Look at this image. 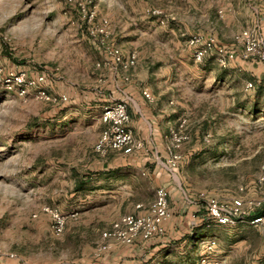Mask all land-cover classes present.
Segmentation results:
<instances>
[{
	"label": "rangeland",
	"instance_id": "obj_1",
	"mask_svg": "<svg viewBox=\"0 0 264 264\" xmlns=\"http://www.w3.org/2000/svg\"><path fill=\"white\" fill-rule=\"evenodd\" d=\"M89 8L96 11V23L109 22L106 43L156 51L177 68L179 103L169 109L175 108L178 127L185 121L190 138L174 145L170 137L173 153L166 163L179 170L190 198L203 207L210 198L264 201V76L254 78L235 61L254 59L241 56L237 37L247 29L264 36V0H0L4 71L36 74L48 69L45 64L69 62L60 81L56 71H48L50 92L66 100L46 101L33 92L23 96L0 81V257L21 254L60 264L77 253L80 210L74 197L64 194L73 187L58 179L64 161L74 160L73 146L83 137L96 143L100 136L102 108L92 97V70L110 67L102 37L89 32ZM196 33L216 38L238 55L225 65L215 52L196 59L188 43ZM97 49L103 55L98 61L91 55ZM74 62L77 68L70 65ZM151 189L145 194L147 209L156 197ZM45 206L68 216L61 235L52 231ZM211 234L214 242L204 252L211 258L203 264H264V227L241 222ZM204 250L198 247L192 255L198 259Z\"/></svg>",
	"mask_w": 264,
	"mask_h": 264
},
{
	"label": "crops",
	"instance_id": "obj_2",
	"mask_svg": "<svg viewBox=\"0 0 264 264\" xmlns=\"http://www.w3.org/2000/svg\"><path fill=\"white\" fill-rule=\"evenodd\" d=\"M91 43L97 47L95 42ZM123 45L117 44L127 57L134 48H123ZM137 53V64L127 70L119 67L116 72L108 66L94 65L92 97L99 101L101 115L105 106L124 99L131 115L130 126L142 147L131 153L111 149L101 154L94 147L95 139L85 137L73 146L74 160L64 161L66 170L58 180L73 187L64 194L73 196L76 209L80 210L77 220L80 235L75 240L78 250L74 258L60 264H203L211 258L204 252L214 242L212 230L226 226L206 217L203 205L190 198V192L183 187L179 170L173 171L166 163L173 153L169 139L179 123L175 108L169 109L178 107L179 103L174 96L176 84L181 79L176 75L177 68L156 51ZM92 54L96 61L103 58L98 49ZM235 61L254 78L264 76V64L260 60ZM68 63L61 59L58 64L45 66L47 71H56L54 74L60 81L61 73L68 72ZM70 65L73 68L79 66L77 62ZM125 76L129 78L125 79ZM146 91L149 97L145 95ZM101 115L98 124L102 131ZM148 186L152 188L153 197L159 187L164 186L169 191L170 216L163 224V232L150 239L139 237L130 244L104 238L102 232L122 215L147 211L150 200L145 194ZM198 247L205 250L197 259L192 254ZM0 262L49 264L26 260L21 254L11 259L3 255Z\"/></svg>",
	"mask_w": 264,
	"mask_h": 264
},
{
	"label": "built area",
	"instance_id": "obj_3",
	"mask_svg": "<svg viewBox=\"0 0 264 264\" xmlns=\"http://www.w3.org/2000/svg\"><path fill=\"white\" fill-rule=\"evenodd\" d=\"M89 23V32L93 36H101V43L106 46V60L104 63L110 66L113 71L118 72L119 67L130 69L137 62V52L133 51L126 57L121 48L106 43L103 38L111 35L109 22L103 19L95 22L96 11L90 9L85 12ZM237 39L243 44L241 56L246 58H258L264 61V36L254 33L252 30H244ZM188 43L194 47L195 58L200 60L211 53H216L217 61L225 65L236 58L237 51L226 48L219 44L214 37H205L200 33L193 34ZM99 65L101 63H98ZM49 74L47 70L31 74L26 69H12L4 71L0 66V81L7 91H15L20 95L27 96L33 92L36 97L46 101L66 100V95L56 96L49 90ZM125 76V79H128ZM146 96L150 94L146 91ZM101 120L104 127L95 143V149L101 154L109 150H119L124 153H131L142 147V143L135 137L133 128L130 126L131 115L127 102L119 99L104 107ZM190 138L185 121L172 131L171 139L174 145H179ZM178 156L170 161L175 166ZM264 183V176L260 178ZM264 200V197H263ZM264 203L262 200L245 202L244 199L235 197L231 201H220L210 198L204 206L206 217L222 225H236L241 222H249L253 225L264 227V214H256V208ZM141 204L138 205L140 207ZM43 211L51 219V228L56 235H61L67 224L68 216L56 207L45 206ZM170 216L169 191L162 186L156 190V197L151 206L143 214H124L115 220L111 227L102 232L107 239H114L122 243H134L137 238L150 239L163 232V224ZM5 264V263H1Z\"/></svg>",
	"mask_w": 264,
	"mask_h": 264
},
{
	"label": "trees",
	"instance_id": "obj_4",
	"mask_svg": "<svg viewBox=\"0 0 264 264\" xmlns=\"http://www.w3.org/2000/svg\"><path fill=\"white\" fill-rule=\"evenodd\" d=\"M256 214H259V215L264 214V205L256 210Z\"/></svg>",
	"mask_w": 264,
	"mask_h": 264
}]
</instances>
